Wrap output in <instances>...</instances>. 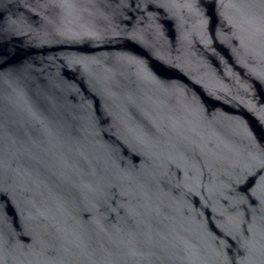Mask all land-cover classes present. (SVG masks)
I'll list each match as a JSON object with an SVG mask.
<instances>
[{"label":"water","instance_id":"95a60500","mask_svg":"<svg viewBox=\"0 0 264 264\" xmlns=\"http://www.w3.org/2000/svg\"><path fill=\"white\" fill-rule=\"evenodd\" d=\"M0 264H264V0H0Z\"/></svg>","mask_w":264,"mask_h":264}]
</instances>
